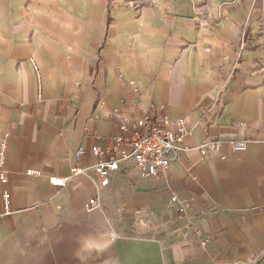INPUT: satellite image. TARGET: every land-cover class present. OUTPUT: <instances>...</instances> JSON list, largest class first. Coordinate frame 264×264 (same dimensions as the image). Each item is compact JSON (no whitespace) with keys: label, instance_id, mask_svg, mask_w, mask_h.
I'll return each instance as SVG.
<instances>
[{"label":"crops","instance_id":"crops-1","mask_svg":"<svg viewBox=\"0 0 264 264\" xmlns=\"http://www.w3.org/2000/svg\"><path fill=\"white\" fill-rule=\"evenodd\" d=\"M151 103L188 130L163 172L50 182ZM0 156V264H264V0H0Z\"/></svg>","mask_w":264,"mask_h":264},{"label":"built area","instance_id":"built-area-1","mask_svg":"<svg viewBox=\"0 0 264 264\" xmlns=\"http://www.w3.org/2000/svg\"><path fill=\"white\" fill-rule=\"evenodd\" d=\"M131 83V81H130ZM217 101L210 104L205 110L208 112L214 108ZM101 105V101L98 102ZM161 104L151 103L143 114L138 117L127 116L120 111L114 112L94 111L91 119L94 120L99 114L104 117H115L118 132L113 137V142L104 147L92 146V159L86 164L74 163L70 167L67 176H52L50 182L62 186L69 179L78 174L88 173L90 175L112 174L115 171L133 168L137 174L150 179L163 172L171 160L177 158L181 153L190 150L184 143L188 130L184 117H172L162 112ZM219 138H204L196 147L202 158L209 152L215 151L222 145ZM232 148L236 151L245 149L244 141H230ZM84 153L83 149L76 151V158ZM0 156V163H1ZM0 180H6V172L0 169ZM4 210H9V192L2 194ZM172 201H178L176 193L171 195ZM99 205L97 197L87 200V209L90 210Z\"/></svg>","mask_w":264,"mask_h":264}]
</instances>
